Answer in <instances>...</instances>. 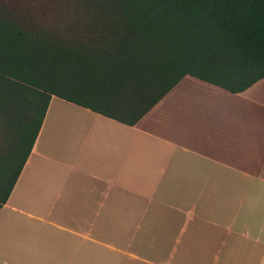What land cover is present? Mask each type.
<instances>
[{
  "label": "crops",
  "instance_id": "1",
  "mask_svg": "<svg viewBox=\"0 0 264 264\" xmlns=\"http://www.w3.org/2000/svg\"><path fill=\"white\" fill-rule=\"evenodd\" d=\"M0 264H264V78L185 76L133 126L52 96Z\"/></svg>",
  "mask_w": 264,
  "mask_h": 264
},
{
  "label": "trees",
  "instance_id": "2",
  "mask_svg": "<svg viewBox=\"0 0 264 264\" xmlns=\"http://www.w3.org/2000/svg\"><path fill=\"white\" fill-rule=\"evenodd\" d=\"M49 2L51 28L0 0V209L52 96L133 126L185 76L230 93L264 78V0Z\"/></svg>",
  "mask_w": 264,
  "mask_h": 264
},
{
  "label": "rangeland",
  "instance_id": "3",
  "mask_svg": "<svg viewBox=\"0 0 264 264\" xmlns=\"http://www.w3.org/2000/svg\"><path fill=\"white\" fill-rule=\"evenodd\" d=\"M5 4H8L12 8L23 12H34L37 15H40L42 19V24L46 27H55L53 23L52 16L49 14L44 15L45 10H51L52 4L49 0H2Z\"/></svg>",
  "mask_w": 264,
  "mask_h": 264
}]
</instances>
